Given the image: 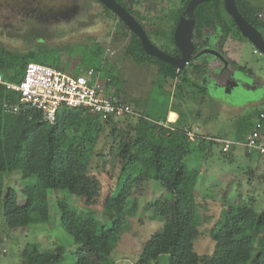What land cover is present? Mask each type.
I'll use <instances>...</instances> for the list:
<instances>
[{"label":"trees","instance_id":"trees-1","mask_svg":"<svg viewBox=\"0 0 264 264\" xmlns=\"http://www.w3.org/2000/svg\"><path fill=\"white\" fill-rule=\"evenodd\" d=\"M117 1L143 25L152 42L160 49L171 55H180L174 42V31L190 0H168V12L162 15L158 13L163 10L160 3L164 0H141L137 6L130 0ZM235 1L244 18L264 36V18L260 17L264 11L263 2ZM102 7L113 21V38L127 40L124 53L128 60L137 65L154 66L159 87L167 86L169 80H174L178 91L186 93V111L178 126L165 124L172 95L175 94L171 91L165 108L155 117L137 110L140 101L133 103L120 99L130 104L136 113L99 122L100 117L89 111L63 108L58 111L55 121L50 122L41 111L35 109L22 108L17 113L8 111L5 103L19 101V95L0 83V178L5 181L2 175L14 171H20L21 178H34L24 193L23 203L15 188L9 186L4 190L0 186V208L3 207L7 227L26 228L47 220L50 215L48 192L53 190V196L57 197L65 179L74 180L70 189L86 207L96 205L101 197L102 178L107 173L113 180L107 188L102 217L91 211L89 217H80L75 229L71 245V251L77 257L75 264L115 263L123 234L128 228L127 208L131 198L138 205L145 194L146 183H156L161 187L159 194L147 202L145 210L153 212L162 222V227L149 236L141 251L132 254L134 264H264V208L258 210L253 206L256 199H251L249 205L237 204L235 210L232 209L233 204L226 213L220 214V219L209 230L215 243L211 254H200L195 249L200 229L195 222V188L192 191L189 189L191 175L186 160L198 157L195 153L198 149L202 153V160L210 158L216 152L214 146L219 148L220 156L230 158L232 149L237 146L230 152L224 151L222 143L208 137L229 138L227 134L214 133L212 130L202 132L199 126H195L197 119L203 120L208 126L213 125L217 118L204 114L205 105L211 97L202 85V77L214 68L211 69L200 57L189 61L185 68L178 69L173 64L147 54L139 37L118 19L115 12L103 4ZM195 20L196 53L202 49L203 38L218 35L216 48L228 60L231 59L225 45L235 31L242 33L227 11L225 0L201 2L195 8ZM242 37L247 39L244 35ZM93 45V50L88 53L100 61L106 51V44L95 42ZM67 50L65 47L61 52H53L49 48L37 51L32 46L24 50L15 49L7 47L0 40V71L8 81L20 82L28 62L66 70L65 67L70 68L72 60L76 62V58L68 57L71 51L68 53ZM231 60L230 65L237 70L252 76L256 74L248 65ZM76 63L78 66L70 70L74 74L89 67L100 69L98 62L95 65L87 64L86 57ZM261 68L264 70V67ZM105 69L104 79L107 86L111 87V76L115 73L111 68ZM114 78L115 86L119 85V78ZM117 90L111 95L118 98ZM191 103H196V107L191 108ZM261 113L264 110L259 111V118ZM261 121L263 125L264 119ZM196 127L200 131L196 133V139L191 141L189 131ZM252 130H246L241 140ZM102 137L105 140L104 148H99ZM239 146L250 160L255 161L254 164L264 161V153L260 150L251 151L247 146ZM245 173L253 177L256 170L252 168ZM258 176L263 177L264 174L260 172ZM198 177L199 174L194 175L196 183ZM29 247L36 253L35 264H58L62 259L60 254L37 250L36 245ZM87 250L93 255H89ZM125 258L129 257L125 255Z\"/></svg>","mask_w":264,"mask_h":264},{"label":"rangeland","instance_id":"rangeland-1","mask_svg":"<svg viewBox=\"0 0 264 264\" xmlns=\"http://www.w3.org/2000/svg\"><path fill=\"white\" fill-rule=\"evenodd\" d=\"M71 1L84 7L81 17L84 20L75 21L64 29L57 30L50 29L45 25H38L35 30H29L28 27L22 28L20 17L15 14L17 12L8 6L0 5V40L9 48L23 50L32 46L37 51L49 48L53 52H61L66 47L71 51L69 53L67 50L68 57L76 58V62L80 58L86 57L87 64L95 65L98 62V66L99 62L103 60L104 62L102 61L99 67L102 78L106 77L105 66L111 68L115 73L114 76H111V87L106 85L109 93L112 94L115 89L119 88L117 90L118 99L133 103H136V100L140 101L137 110L150 114L152 117L158 116L165 108L169 99L168 94L171 91L173 94L175 93L174 96L172 95L174 100H181L185 103L186 93L182 94L178 91L174 80H169L167 86L159 87L154 66L137 65L128 60L124 53L127 40L113 38V21L107 17L100 4L94 0ZM130 1L135 6L142 2L141 0ZM261 1L264 4V0ZM160 5L163 10L158 13L159 15L168 12L170 5L168 0L161 1ZM173 15L174 13H172ZM260 17L264 18V11ZM95 42L106 44V51L102 56L104 59L100 58V61L96 56L88 53L93 50ZM210 45L206 43L205 46L210 48ZM225 49L231 59L248 65L256 74L252 76L248 72L229 67L226 71L229 74L227 80L238 85V89L232 86L234 88L232 93H228L226 79H209L210 81H206V83L202 81V85L207 88L211 97H208L209 101L205 105L204 114L215 115L217 118H214L215 125L207 126L203 120L197 119L195 126H199L202 132L210 130L224 132L229 138L233 140L238 138L242 141L244 132L255 128L253 126L260 121L259 111L264 110V70L261 68L264 67V53L258 51L251 42L236 31L229 38ZM76 62L72 60L70 68L65 67L66 70L75 67L78 64ZM215 64L219 66L220 63L216 61ZM114 77L119 78V85L115 86ZM190 106L195 108L196 103H191ZM184 111L183 106L172 104L169 110V121L178 126ZM99 122H103L102 118L99 119ZM263 131L264 121L261 128L262 136H264ZM104 144L105 140L102 137L98 147L104 148ZM214 150L216 152L212 157L202 160V153L198 149L197 152L195 151L198 157L186 160L191 175L189 189L192 191L195 188L193 192L194 203L197 205L195 222L200 229L195 249L200 254L213 252L215 243L209 235V230L217 219H220V214L226 213L233 204L234 208L232 209L235 210L237 204L249 205L251 199H256L252 205L258 210L264 208V176H258L260 172L264 174V161L254 164L255 161L250 160V157L244 154V149L239 145L232 149L230 158L220 156L217 146H214ZM256 155L257 153L254 154V157ZM252 168L256 170L253 177L251 174H247L249 172L245 173ZM198 174L196 183L194 175ZM104 175L101 197L96 205L86 207L70 189L74 180L71 182L69 179H65L57 197L53 196V190L48 192L50 198L49 218L26 228L9 229L5 222L3 207H1L0 248H4L6 251L0 252V264H35L34 255L36 253L29 247L31 245L38 246L37 250L39 251L60 254L62 259L58 264H75L77 257L73 255L71 245H73L75 229L81 220L80 217H89L88 214L91 211H95L99 217L103 215L102 209L107 188L113 180L107 173ZM2 176L5 181L0 178V186L4 190L9 186L15 188L19 193L20 202L23 203L24 193L34 178H21L20 171L6 173ZM250 178L252 179L250 180ZM144 188L145 194L140 198L138 205L135 204L134 198H131L127 208L126 224L128 228L123 234L114 264H134V258H131L132 254L141 251L143 243L149 236L162 227V222L154 216V213L145 210L147 202L159 194L158 191L161 187L156 183H146ZM86 252L93 255L89 250ZM125 255L129 258H125ZM92 258L94 257L92 256Z\"/></svg>","mask_w":264,"mask_h":264},{"label":"built area","instance_id":"built-area-1","mask_svg":"<svg viewBox=\"0 0 264 264\" xmlns=\"http://www.w3.org/2000/svg\"><path fill=\"white\" fill-rule=\"evenodd\" d=\"M0 83L19 95V101L5 103L8 111L17 113L22 108L35 109L41 111L50 122L55 121L58 111L63 108L89 111L103 120L136 113L130 104L107 92L101 71L95 67L80 69L79 73L73 74L70 70L28 62L20 82L8 81L0 71ZM263 119L264 113H261L260 121L242 141L213 136L208 139L222 143L224 151L242 144L250 150L264 153V146L260 143ZM199 131V127L189 131L191 141L196 139ZM4 250L0 248V252Z\"/></svg>","mask_w":264,"mask_h":264},{"label":"water","instance_id":"water-1","mask_svg":"<svg viewBox=\"0 0 264 264\" xmlns=\"http://www.w3.org/2000/svg\"><path fill=\"white\" fill-rule=\"evenodd\" d=\"M98 1L115 12L117 17L128 26L129 30L139 37L142 47L147 54L173 64L178 69L185 68L189 61L192 59H199L202 55L208 52L220 57L225 65L228 63L226 58L214 48H205L196 53L197 43L194 40V25L196 22L195 8L201 2L208 0H190L186 8L182 11L174 31V42L180 50V55H171L160 49L154 42H152L143 25L117 0ZM225 7L233 17L242 35H244L261 53H264L263 33L244 18L236 5V1L225 0ZM179 35L182 38L181 40L178 39ZM233 87L238 89L237 84ZM227 89L228 93H232L231 88L229 90L227 87Z\"/></svg>","mask_w":264,"mask_h":264},{"label":"flooded vegetation","instance_id":"flooded-vegetation-1","mask_svg":"<svg viewBox=\"0 0 264 264\" xmlns=\"http://www.w3.org/2000/svg\"><path fill=\"white\" fill-rule=\"evenodd\" d=\"M102 6L98 0H94ZM131 2V1H130ZM0 5L3 7L8 6L10 9L15 10L17 16L20 17L22 28L29 30H35L38 25H45L50 27V29H64L68 25L72 24L75 21L84 20L82 17L84 7L78 5L76 2L71 0H0ZM104 11V8L102 7ZM209 41V42H208ZM218 35H210L202 39V49L207 48L206 43L211 44L210 48H214L219 51L217 47ZM220 52V51H219ZM225 58L224 53L220 52ZM201 60L206 61V64L210 68H214L212 72L207 73L202 77V81H210V78L220 80L221 78L226 79L229 77V74L226 72L230 66L231 59H227V65L220 59V57L215 56L211 53H205L201 56ZM216 60H218L219 67L214 66ZM217 65V64H215ZM217 67V68H216ZM237 70V69H236ZM228 88L233 90L232 86L235 84L232 81L227 80Z\"/></svg>","mask_w":264,"mask_h":264},{"label":"crops","instance_id":"crops-1","mask_svg":"<svg viewBox=\"0 0 264 264\" xmlns=\"http://www.w3.org/2000/svg\"><path fill=\"white\" fill-rule=\"evenodd\" d=\"M104 62V61H103ZM107 63V62H106ZM76 68V67H75ZM105 68H107V66H105ZM107 69H109V67L107 68ZM103 81H104V84L105 85H107L106 84V80L103 78ZM107 92L109 93V90L107 89ZM110 94V93H109ZM172 104H176V105H179V106H183L184 108H185V111H186V104L184 103V101H178V100H174V98L172 97V100H171V103H170V106H169V108H168V114H167V121H166V123L165 124H169V123H171L170 121H169V119H168V116H169V110H170V107H171V105ZM185 111H184V113H185ZM184 115V114H183ZM183 117V116H182ZM181 117V118H182ZM229 120H230V118H229ZM180 121H181V119H180ZM180 123V122H179ZM173 124V123H172ZM210 125V124H209ZM213 125H215L214 123H213ZM174 126H176V125H174ZM217 126V125H216ZM215 127V126H214ZM214 133H221V132H218V131H214V130H212ZM264 132V131H263ZM222 134H226V133H222ZM264 134V133H263ZM236 139H238V138H236ZM260 143H261V145L262 146H264V136H262V132H261V140H260Z\"/></svg>","mask_w":264,"mask_h":264},{"label":"bare ground","instance_id":"bare-ground-1","mask_svg":"<svg viewBox=\"0 0 264 264\" xmlns=\"http://www.w3.org/2000/svg\"><path fill=\"white\" fill-rule=\"evenodd\" d=\"M246 31H247V30H246ZM247 32H248V31H247ZM178 39H179V40H181V39H182L180 35L178 36Z\"/></svg>","mask_w":264,"mask_h":264}]
</instances>
